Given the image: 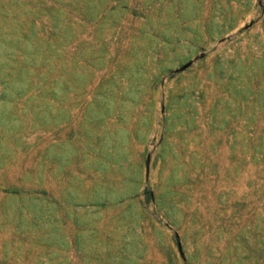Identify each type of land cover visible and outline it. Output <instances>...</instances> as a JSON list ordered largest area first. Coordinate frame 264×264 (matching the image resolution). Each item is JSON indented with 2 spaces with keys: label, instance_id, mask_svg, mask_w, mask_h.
Instances as JSON below:
<instances>
[{
  "label": "rangeland",
  "instance_id": "1",
  "mask_svg": "<svg viewBox=\"0 0 264 264\" xmlns=\"http://www.w3.org/2000/svg\"><path fill=\"white\" fill-rule=\"evenodd\" d=\"M0 264H264V0H0Z\"/></svg>",
  "mask_w": 264,
  "mask_h": 264
}]
</instances>
